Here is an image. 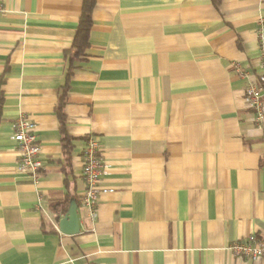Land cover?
<instances>
[{
  "label": "crops",
  "instance_id": "crops-1",
  "mask_svg": "<svg viewBox=\"0 0 264 264\" xmlns=\"http://www.w3.org/2000/svg\"><path fill=\"white\" fill-rule=\"evenodd\" d=\"M0 4V264H264L227 249L264 237V122L237 69L258 73L264 0H95L73 60L82 0ZM20 117L35 125L36 179L18 170ZM89 138L111 190L95 217ZM72 204L79 231L65 235Z\"/></svg>",
  "mask_w": 264,
  "mask_h": 264
},
{
  "label": "built area",
  "instance_id": "built-area-1",
  "mask_svg": "<svg viewBox=\"0 0 264 264\" xmlns=\"http://www.w3.org/2000/svg\"><path fill=\"white\" fill-rule=\"evenodd\" d=\"M3 6L0 4V13ZM256 41L259 49L258 73L252 74L245 70L237 69L239 76L247 80L245 103L246 108L254 112L255 124L261 126L264 122V23L260 22L256 30ZM14 132L11 139L16 143L19 153L18 170L29 174L36 179L37 172L41 168L39 161V147L35 135V125L24 117L16 120L13 126ZM98 143L89 138L82 152V178L85 183L83 194V206L91 211L95 217L99 196L111 192L101 187L102 165L99 161ZM232 256L240 259H248L253 262L264 259V237L257 238L250 235L245 240L234 242L228 246Z\"/></svg>",
  "mask_w": 264,
  "mask_h": 264
},
{
  "label": "trees",
  "instance_id": "trees-1",
  "mask_svg": "<svg viewBox=\"0 0 264 264\" xmlns=\"http://www.w3.org/2000/svg\"><path fill=\"white\" fill-rule=\"evenodd\" d=\"M95 5V0H82L81 14L79 17L78 26L74 35V40L71 46V59L79 57L83 54L88 46V35L91 28V14ZM64 96L61 94L59 105L57 107V117L60 123V133L63 136L62 141L65 150L70 145V140L64 134L65 115L63 113ZM1 107V99H0ZM68 153V152H66Z\"/></svg>",
  "mask_w": 264,
  "mask_h": 264
},
{
  "label": "water",
  "instance_id": "water-1",
  "mask_svg": "<svg viewBox=\"0 0 264 264\" xmlns=\"http://www.w3.org/2000/svg\"><path fill=\"white\" fill-rule=\"evenodd\" d=\"M59 231L65 235H74L78 233L79 226L75 205H71L67 214L59 222Z\"/></svg>",
  "mask_w": 264,
  "mask_h": 264
}]
</instances>
